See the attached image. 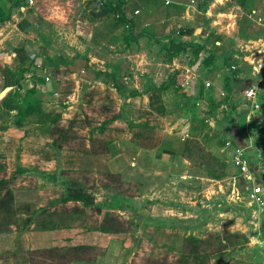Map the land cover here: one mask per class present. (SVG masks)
I'll list each match as a JSON object with an SVG mask.
<instances>
[{"label": "crops", "instance_id": "1", "mask_svg": "<svg viewBox=\"0 0 264 264\" xmlns=\"http://www.w3.org/2000/svg\"><path fill=\"white\" fill-rule=\"evenodd\" d=\"M58 2L72 7L86 0ZM201 2L206 5L205 15L212 26L221 15L242 14L254 22L250 28L244 27L247 32L255 34L259 24L264 25L239 0L232 1L230 11L223 8L227 0ZM138 3L133 12L139 9L141 22H145L137 24L134 20L136 38L129 40L137 49L115 53L120 42L113 44L103 38L102 44L112 48L101 51L95 41V23L86 13L78 16L73 8L68 11L62 5L53 7L46 0H0L2 14L9 15L4 20L0 15V195L10 191L29 194L23 203L36 204L40 213L47 212L49 198L56 205L52 208L55 221L50 228L33 234L32 238H37L34 241L0 234V264H176L169 259L183 251L186 237H196L198 231L203 228L204 232L210 225L222 227L218 222H204L201 214L208 211L203 210L206 203L191 199L196 193L192 185L207 180L235 179L233 187L238 188L240 198L233 202L240 205L245 201L249 205L259 224L261 236L256 241L264 246V205L252 206L246 201L255 184L264 186V146L260 143L264 137V88L252 100L245 96L246 89L258 81L252 63L257 50L264 46V35L246 46H234L237 62L228 79L224 72L213 75L200 68H212L204 62H179L182 53L169 52L170 59L166 61L146 62L150 48L145 43L158 36L169 42L170 36L161 32L151 37L146 33L149 23L143 18L149 16L150 8ZM182 8L185 14L195 6ZM128 10L124 9L128 19L135 17ZM122 13L119 10L116 16L121 18ZM155 15L165 17L160 22L175 23L179 18L174 12H164L163 7L155 9ZM102 29L103 34L110 33L105 26ZM85 53H89L90 60L76 57ZM127 57L137 62H124ZM160 67L169 78L173 109L158 103V86L168 79L159 77ZM137 69L140 73L144 69L152 72L147 88L149 77L142 78ZM182 69L180 86L175 79L170 80V72ZM205 81H211L213 90L221 95L216 111L210 106L213 90L205 86ZM222 92L226 95L222 96ZM194 99L196 104H189ZM129 106L132 119L124 112ZM205 116H211L215 123L224 122L220 130L225 143L231 140L234 147L244 150L254 181L242 176L234 165L233 148L216 143L212 150L228 163V174L218 179L202 167L199 172L195 170L185 136L190 137L195 123ZM81 124L82 133L78 127ZM80 134L84 136L82 147ZM49 175L56 178L55 186L59 187L50 197L44 190ZM33 194L36 196L32 198ZM16 202L9 201L8 205L15 206ZM209 205L216 215H224L223 207L218 209L222 204ZM64 214L72 220L65 222ZM112 216L121 218L130 229L112 226ZM62 227L79 229L66 236V243L72 245L80 237L77 249H91L94 256L86 260L77 254L69 256V260L59 257ZM145 242L158 243L162 248L154 252L141 249L139 244ZM216 257L217 254L211 264Z\"/></svg>", "mask_w": 264, "mask_h": 264}, {"label": "rangeland", "instance_id": "2", "mask_svg": "<svg viewBox=\"0 0 264 264\" xmlns=\"http://www.w3.org/2000/svg\"><path fill=\"white\" fill-rule=\"evenodd\" d=\"M136 1L137 0H126V3L129 2L126 4V10L129 9L128 12L134 14L135 17L130 18L137 21V24H139L142 18L141 12L139 14L133 12L135 5H138V1H141L144 5H147V7L150 8V11H148L149 16L143 18V20H148L149 23V25H146V33H149L151 37L166 33V37L169 35L170 38H173L176 42L186 43L185 51L179 56V62H204L209 54L213 52L216 56L215 62L218 63L213 62L212 65H207L212 68H207L204 65H201L200 68L203 67L204 70L207 69L208 73L212 72L213 75L218 72H224L222 74H224L223 76L225 79L230 78L229 75L233 74V70H235L233 65L237 62V58L233 56V51L235 49L234 46H246L248 43H252L251 40H258L264 35L263 24H259L260 29L255 34L251 31L247 32V30H245L246 28H250L254 23L247 14H242V16L224 15L223 17L221 15L218 17V19H220L219 22L212 26L205 15L206 5H204L201 0H174L180 2L179 4H176L173 0H158L157 2L152 0ZM209 1L211 2V0ZM232 1L233 0H227L226 6L223 7L226 11L233 9L234 4ZM46 2L53 7L55 5H62V7L67 10L71 7V4L65 2L62 4L59 3L60 1L58 2V0H46ZM118 3V0H112L111 6H109L104 12H102L101 9H99V6H97L96 0H86V3L76 2V5L71 7L76 11V15L78 14L79 16L80 14V16H86V14H88V18L95 23V41L98 44L97 46L102 47L100 48L101 51H103V48L105 50L107 49V51H111L112 48L110 45L102 44L103 38L109 40L113 44L115 41H117V43L120 42L116 47L115 53H124L137 49L132 42H129L131 26H127V24H119V18L116 16L118 9H115ZM154 3L155 8L153 7ZM213 4L215 5V3ZM246 4L248 13H252V16L257 20L264 22V0H247ZM192 5L195 6V9L193 10V8H191L192 11L190 13L186 12L183 14V12H181L182 7H189ZM84 6H86L88 10L84 9ZM162 7L164 8V12H174L179 15L177 22H160L165 17L157 18L155 15V9L158 10ZM217 9L219 10V8ZM253 10L255 11L252 12ZM214 16L216 17L217 14ZM75 21L76 18L74 17L73 22L75 23ZM144 22L145 21L141 23L144 24ZM103 26L106 27L108 32L110 31L108 35H106V33L103 34ZM216 27H219L220 30L216 29ZM244 27L246 28L244 29ZM159 37L161 36H158L155 39L151 38L150 43H145V45L150 48V53L148 55L149 58H147L146 62H163L170 59V53L166 51L168 40L166 39V41H164V39L162 40V38ZM200 45L204 48H200ZM198 50H200L199 53ZM98 54L103 55V53ZM76 57L85 60L91 59L89 53H85V55H76ZM124 62H137V60L136 58L131 59V57H127ZM137 70L139 71L137 74L142 78H145L146 76L149 77L145 83V85L147 84V86H145L147 88L151 84L150 78L152 77V72L144 69L140 73V70ZM163 70V68L159 69V77L168 78L165 77L166 74L162 73ZM170 73V80L175 79V82L177 81L176 83L181 86L182 83L179 81L182 80L181 74H183V69L182 71L178 70L175 74L172 72ZM210 78L212 79V77ZM168 85L169 78L164 82H160L159 86L157 85L159 89L158 92H160L158 103L162 108L165 106L166 109L169 107L173 109L175 108V102H173V99L169 96ZM229 85L232 87L231 82ZM212 86L213 85L210 87L211 89L209 88L210 90H213ZM154 91H156V89H154ZM213 91L210 97L213 102L210 103V106L215 110L216 106H218L221 95L220 93H217L218 91ZM194 103L195 99L189 100V104L192 105ZM131 109L132 108L129 106L124 111L126 113L125 115H129V119H132ZM212 117L214 120L216 119L215 116ZM52 120L54 122L55 119L53 118ZM223 123L224 122L215 123L212 121L211 116H205L203 119H200L199 122L195 123V126H193L192 132L190 133V137L189 135L185 136L189 148V154L192 156L193 161H195L194 165L197 166L195 170L199 172L198 168L202 167L210 176L218 179H221L228 174V163L224 159H221L218 153L212 150V146L215 143L226 145L225 139L223 135H221L222 130H220L221 127L224 126ZM78 127L80 130L82 124ZM80 133H82L81 130ZM83 138L84 136L80 134L79 145H81V147ZM45 180L48 187L44 190L48 191V196L50 197L54 195L58 190L57 188H59L55 186L57 180L51 175L47 176ZM199 181L201 182L200 179ZM230 181L222 180V182H216L215 180H207L203 184L192 185V187L195 188L196 193L194 192L195 196L191 199L198 200V202L199 200H202V205H205L206 203V207H204L203 210L208 211H203L201 214L204 222H218V225H221L222 227L216 229L214 225H210L207 227V230L205 229L206 231L203 232V228L201 230L202 232L198 231L195 234L196 237L193 235L186 237L183 244V251L179 253L177 257L173 256L169 259L170 262L176 264H211V259L217 254L218 257H216L217 259L214 264H264L263 243L256 241L259 239L258 237L261 236L259 233V224L254 221L250 207L248 204L244 203L245 201L240 202V205L233 202L236 195L239 193V190L236 186L233 187L234 184L236 185L235 179ZM203 187H205V190H203ZM129 190L134 191V188L129 187ZM200 190H203V192L201 191V194L199 193ZM34 196L36 195L33 194L32 198ZM28 197L29 194H24L22 192L14 194L11 193V191L6 194V196L0 195V234L2 233L6 237L19 236L20 238L21 236H25V239L29 238L31 242L35 240L36 237L32 238V236L33 234H36L38 230L46 227L50 228V225L56 219L55 213L52 212V208L55 209L54 207L56 206L55 201L49 198L47 212H44L43 210L41 212L43 214L41 215L40 209L36 207V204L29 205L23 203V200ZM15 199L18 201L16 202V205L13 206L10 204L9 206L8 202L10 201L11 203V201ZM214 202L222 204L218 209L223 207V216L216 215L214 209L210 210L209 204H213ZM7 206H9V209ZM70 206H72V204H70ZM63 216L65 222L66 220H72L70 215L66 216L64 214ZM58 217H61L59 219H62V216ZM111 218L110 222L112 226L118 228L121 226L120 229L123 228L124 230L130 229V226L125 227V224L123 223L124 221L121 218L115 216H112ZM74 229L75 230H71L70 228L67 229V227L61 228L62 234H59V237H63L61 238L62 241L59 242L60 247H58L57 250V253L59 254L58 256H63L64 260H69V256L71 257L75 254H77L76 257H82L85 258V260L94 256L91 249H77L78 243L76 242L80 237H77V240L73 242L72 245L74 248L71 244L66 243V236L72 232L76 233L79 231L77 228ZM79 236L82 238V235ZM140 245L141 249H148V251H151L150 249H152L153 252L160 251L162 248L158 243L150 244V242H145L140 243L139 246ZM165 258L164 260L166 261L167 259Z\"/></svg>", "mask_w": 264, "mask_h": 264}, {"label": "built area", "instance_id": "3", "mask_svg": "<svg viewBox=\"0 0 264 264\" xmlns=\"http://www.w3.org/2000/svg\"><path fill=\"white\" fill-rule=\"evenodd\" d=\"M110 0H97V5L99 8H102L105 4H107ZM140 12L139 9L135 10V14ZM253 69L255 74L258 76V81L246 89L245 96L246 98L252 100L257 96L258 90L260 88H264V46L257 50L255 57L253 58ZM47 79H49L47 77ZM188 79V77H187ZM190 80H187V84ZM212 85L211 81H205V86L210 87ZM222 95L225 96L226 92H222ZM198 106H201V102H197ZM226 146H230L233 148L232 160L234 165L239 169L240 174L247 179L254 181V175L249 166V161L246 158L245 152L240 147H234L231 140L226 141ZM240 198V194L236 195V199ZM246 201L254 206V205H264V186L262 184H255L254 187L248 192L246 196Z\"/></svg>", "mask_w": 264, "mask_h": 264}, {"label": "trees", "instance_id": "4", "mask_svg": "<svg viewBox=\"0 0 264 264\" xmlns=\"http://www.w3.org/2000/svg\"><path fill=\"white\" fill-rule=\"evenodd\" d=\"M119 3L117 5V7L115 9H118L121 10L123 13V16L121 18L118 19L119 22H122L123 24H126L128 23V25L131 26V30H130V34H129V39H134L136 38L135 34H134V31H135V27H136V23L133 19H128V16L127 14L124 13V9L126 8V0H118ZM111 2L112 0H110L107 4H105L102 8H101V11L104 12L106 11L109 6H111ZM239 4L243 7V8H246V3H245V0H239ZM2 8L0 7V15L2 16V20L4 19H7L9 17V15L7 16L6 14H2ZM185 48H186V43L185 42H176L173 38H170L168 44H167V50L168 52H170L171 54L173 55H177V54H181L185 51ZM200 48H204L203 46L200 45ZM200 52V50H198V53ZM216 61V56L214 55L213 52H211L209 54V56L204 60V63L206 65H212L213 62ZM107 77L110 78V74L109 73H106ZM113 79H115L113 77ZM259 129V128H258ZM260 143L264 146V137L260 140ZM75 197H80V198H83L84 196L82 195H77ZM264 230V229H263Z\"/></svg>", "mask_w": 264, "mask_h": 264}]
</instances>
